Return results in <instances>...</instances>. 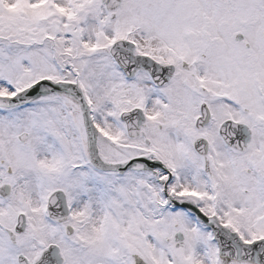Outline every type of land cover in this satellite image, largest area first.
I'll return each mask as SVG.
<instances>
[{
	"label": "snow or ice",
	"instance_id": "1",
	"mask_svg": "<svg viewBox=\"0 0 264 264\" xmlns=\"http://www.w3.org/2000/svg\"><path fill=\"white\" fill-rule=\"evenodd\" d=\"M0 264H264V0H0Z\"/></svg>",
	"mask_w": 264,
	"mask_h": 264
}]
</instances>
